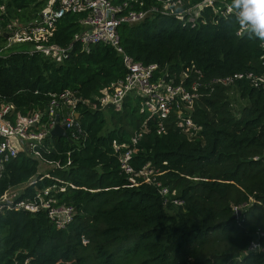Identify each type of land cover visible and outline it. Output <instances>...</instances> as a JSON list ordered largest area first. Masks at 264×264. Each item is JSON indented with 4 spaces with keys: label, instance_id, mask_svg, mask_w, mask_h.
<instances>
[{
    "label": "trees",
    "instance_id": "trees-1",
    "mask_svg": "<svg viewBox=\"0 0 264 264\" xmlns=\"http://www.w3.org/2000/svg\"><path fill=\"white\" fill-rule=\"evenodd\" d=\"M229 3L216 0L214 6ZM43 7L38 0H0V32L9 19L29 22ZM77 19L67 13L50 36L7 50L0 34V103L13 105L24 117L44 112L51 95L63 91L83 102L75 108L82 130L78 139L69 131L71 144L47 135L37 147L38 159L20 152L0 177V196L36 177L19 199L63 185L58 203L74 207L72 223L57 230L43 211L0 212V264H264V235L256 234L264 231V91L246 82L215 86L202 92L191 112L201 127L198 138L189 141L174 128L157 135L155 120L139 112L138 97L129 96L120 111L100 106L110 83L126 73L111 46L84 50L73 44L61 61L33 51L39 44L69 46L81 30ZM238 29L232 15L222 17L208 7L194 27L157 17L123 25L118 33L131 60L156 64L177 82L186 69L205 79L263 75L261 42L245 33L237 36ZM236 99L245 104L235 108ZM143 122L145 134L131 165L136 172L147 164L157 170L156 180L176 191L181 207L164 205L157 187L140 179L130 186L119 168L112 142H129ZM39 162L55 166L51 179L38 181ZM254 240L261 249L248 251Z\"/></svg>",
    "mask_w": 264,
    "mask_h": 264
},
{
    "label": "built area",
    "instance_id": "built-area-1",
    "mask_svg": "<svg viewBox=\"0 0 264 264\" xmlns=\"http://www.w3.org/2000/svg\"><path fill=\"white\" fill-rule=\"evenodd\" d=\"M38 1H42L44 7L33 20L29 22H22L18 18L8 20L4 30L0 32L1 35H7L6 45L2 50H7L21 42L44 39L55 31L58 21L67 13L78 15L77 23L81 30L73 35L69 46L63 48L54 44H39L33 51L48 56L51 60L61 61L71 51L73 44H79L84 50L97 44L111 46L122 57L126 73L123 78L110 83L107 91L98 100L100 106L120 111L129 96L138 97L139 112L145 114L148 120H155L157 135H164L170 128H174L189 141L198 138L201 127L195 123L191 112L202 92L212 91L215 86L230 87L238 82H246L251 87L264 91V74L239 72L224 77L205 79L200 71L194 70L191 75L190 70L186 69L177 82L174 75L160 70L158 65H143L125 55L118 33L121 26H131L147 19L167 17L177 20L183 27H194L204 8H214L215 12L222 17L229 15L228 5L224 4V7L215 8L216 0L197 2L195 0ZM1 11H4V8H1ZM243 34L240 28L236 32L239 37ZM260 47L264 51V43L261 42ZM78 103L83 102L76 99L71 92L63 91L51 95V100L44 112L36 111L24 117L15 111L13 105L0 103V177L4 165L15 159L20 152L28 153L36 159L40 157L37 147L56 125L55 117L59 114L63 116V119H60V125L65 127L67 134L69 131L71 137L78 139L82 135L81 127L75 118V108ZM44 116H47L46 124L42 123ZM145 130L146 122H143L130 137L129 142L123 144L112 142L111 147L118 156L119 168L127 176L130 186H137L140 179L143 183L157 187L164 205L181 207L184 202L176 198V191L162 186L156 180L159 176L157 170H153L147 164L136 172L131 165L132 158L138 151L137 144L145 134ZM51 178L45 175L38 181ZM53 180L58 182L57 179ZM36 182V179H32L5 191L0 196V212L21 210L35 214L43 211L55 229L65 230L72 223L76 212L74 207L58 203L57 195L65 191L63 185L52 184L29 197L19 199L25 189ZM23 185L25 187L22 193H18L17 188ZM234 211L238 218V210ZM256 234L257 237L263 236L264 231H258ZM81 243L85 246L88 240L82 238ZM260 249L258 240L252 241L248 247V251L251 252H257Z\"/></svg>",
    "mask_w": 264,
    "mask_h": 264
},
{
    "label": "clouds",
    "instance_id": "clouds-1",
    "mask_svg": "<svg viewBox=\"0 0 264 264\" xmlns=\"http://www.w3.org/2000/svg\"><path fill=\"white\" fill-rule=\"evenodd\" d=\"M228 12L243 33L264 43V0H230Z\"/></svg>",
    "mask_w": 264,
    "mask_h": 264
},
{
    "label": "water",
    "instance_id": "water-1",
    "mask_svg": "<svg viewBox=\"0 0 264 264\" xmlns=\"http://www.w3.org/2000/svg\"><path fill=\"white\" fill-rule=\"evenodd\" d=\"M3 37L6 39L7 35L3 34ZM78 116L79 115L76 113L75 114V118L77 119ZM55 122H56V125L53 127V129H51L49 135L51 137L64 138L71 144L72 143V139L70 137H68V134H67V131H66L65 127L60 125V117L59 116L55 117Z\"/></svg>",
    "mask_w": 264,
    "mask_h": 264
},
{
    "label": "rangeland",
    "instance_id": "rangeland-1",
    "mask_svg": "<svg viewBox=\"0 0 264 264\" xmlns=\"http://www.w3.org/2000/svg\"><path fill=\"white\" fill-rule=\"evenodd\" d=\"M233 104H234L235 108H240L243 106V104H245V102H243V100L236 99V102ZM52 169H53V166L47 165L44 162H39L38 168H37V175L49 174V171H51ZM35 178H33V179H35ZM23 187H25V185L18 187L17 192L22 193Z\"/></svg>",
    "mask_w": 264,
    "mask_h": 264
},
{
    "label": "crops",
    "instance_id": "crops-1",
    "mask_svg": "<svg viewBox=\"0 0 264 264\" xmlns=\"http://www.w3.org/2000/svg\"><path fill=\"white\" fill-rule=\"evenodd\" d=\"M47 165H49V164H47ZM51 166H53V165H51ZM53 168H54V166H53ZM45 175H49V174H43V175H38V176H41L42 177V176H45Z\"/></svg>",
    "mask_w": 264,
    "mask_h": 264
}]
</instances>
